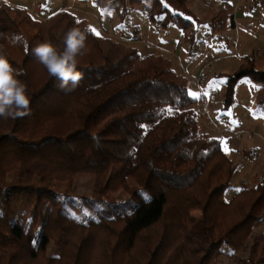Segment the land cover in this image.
<instances>
[{"label": "trees", "instance_id": "obj_1", "mask_svg": "<svg viewBox=\"0 0 264 264\" xmlns=\"http://www.w3.org/2000/svg\"><path fill=\"white\" fill-rule=\"evenodd\" d=\"M187 1L109 5L124 18L144 3L151 21L176 24L192 44L194 22L203 20ZM209 26L215 33L234 28L231 5ZM70 27L85 33L86 47L76 57L82 79L64 91L32 50L42 42L61 50ZM0 53L30 98L28 115L0 118V264H223L227 249L246 252L231 255L237 264H264V231L252 234L264 221V174L226 199L235 165L219 140L199 129L187 79L168 58L141 57L68 11L38 19L4 0ZM244 77L256 86L255 110L264 113V57L252 51L226 74L223 107L234 103ZM78 174L94 179L89 216L72 214L61 198ZM129 182L148 197L136 189L123 201L107 197L127 192Z\"/></svg>", "mask_w": 264, "mask_h": 264}, {"label": "crops", "instance_id": "obj_2", "mask_svg": "<svg viewBox=\"0 0 264 264\" xmlns=\"http://www.w3.org/2000/svg\"><path fill=\"white\" fill-rule=\"evenodd\" d=\"M4 1L27 9L38 19L68 11L86 19L100 35L134 47L141 57L165 56L174 71L187 79V92L196 100L193 109L199 129L219 140L223 152L236 166L231 196L241 188V181L264 174V113L254 108L255 84L247 77L242 78L235 88L234 103L223 107L226 74L232 73L241 58L251 51L257 60L264 57V0H188V9L203 20L194 22L197 34L192 44L182 39L176 24L162 26L151 21L144 3L119 18L109 5L111 0ZM225 5L233 8L235 26L215 33L209 22ZM197 46L201 47L199 51ZM206 64L211 65L209 70L203 69ZM200 78L202 82L198 81ZM246 132L253 134L249 136ZM253 152L261 155L259 173H251V165L246 161H252Z\"/></svg>", "mask_w": 264, "mask_h": 264}, {"label": "clouds", "instance_id": "obj_3", "mask_svg": "<svg viewBox=\"0 0 264 264\" xmlns=\"http://www.w3.org/2000/svg\"><path fill=\"white\" fill-rule=\"evenodd\" d=\"M63 48L58 50L50 42L37 44L32 50L35 58L59 83L57 87L71 91L78 86L82 74L77 70L76 57L86 47V35L78 27H70L63 35ZM16 70L0 53V118L16 119L28 115L30 98L26 86L17 79Z\"/></svg>", "mask_w": 264, "mask_h": 264}, {"label": "rangeland", "instance_id": "obj_4", "mask_svg": "<svg viewBox=\"0 0 264 264\" xmlns=\"http://www.w3.org/2000/svg\"><path fill=\"white\" fill-rule=\"evenodd\" d=\"M210 68H211L210 64H206L203 67L204 70L205 69L209 70ZM246 133L249 136H251L253 134L252 132H246ZM256 135H258V132L256 133ZM240 136L241 135H239L237 137L240 138ZM252 155H256V157L252 158ZM250 157H251L252 161H250L248 159H246V161L251 165V170H250L251 173L261 172V168H260L261 162L259 161L261 155L257 156V154L255 152H253V153H251ZM234 172H235V170H234ZM234 172H233V174H234ZM262 180H263V175H261V176L259 175L255 179L250 178L247 180H243L240 182V185H241L240 187L254 186V185L260 184L262 182ZM93 181H94L93 177L89 174H78L72 180V185H71V188L69 189V192L61 190V192H62L61 198H64L65 195L67 196V201L69 203V204L67 203V206L71 209L72 214L78 215V216H89V215H91L90 204H88L85 199H88L89 196H91V193H92L93 187H94ZM233 187L234 186H233V178H232V188H229L225 191L226 199L231 196L233 189H234ZM62 188L65 189L64 187H62ZM135 189L140 193V197H142V198L148 197L149 193L147 191L139 190L138 186L133 182H129L127 192H126V190H122L119 188V189H116L114 191H109L106 194L108 195L107 197L110 199L112 197L113 198L117 197L118 200L123 201L124 198H126L130 195L129 192H132ZM131 201L133 203H136L137 199L132 198ZM92 205L97 207V204L94 202L92 203ZM192 214L195 217L200 216V213L198 211H194V212H192ZM263 224H264V221L258 223L257 226H255L252 229V234H259V233L263 232L264 226H261ZM225 252H226V255H224L222 258L223 264H237L236 260H234L233 259L234 257H232V256H235L236 258L246 256V252H240V251L236 252V251H231L229 249H227Z\"/></svg>", "mask_w": 264, "mask_h": 264}, {"label": "built area", "instance_id": "obj_5", "mask_svg": "<svg viewBox=\"0 0 264 264\" xmlns=\"http://www.w3.org/2000/svg\"><path fill=\"white\" fill-rule=\"evenodd\" d=\"M201 49V47L200 46H197L196 47V51H199ZM198 81L199 82H202L203 81V79L202 78H200V79H198ZM256 157V155H252V158H255Z\"/></svg>", "mask_w": 264, "mask_h": 264}, {"label": "snow or ice", "instance_id": "obj_6", "mask_svg": "<svg viewBox=\"0 0 264 264\" xmlns=\"http://www.w3.org/2000/svg\"><path fill=\"white\" fill-rule=\"evenodd\" d=\"M91 31L95 34V35H97V36H99L100 34H99V32H96V30L95 29H91ZM191 94V93H190Z\"/></svg>", "mask_w": 264, "mask_h": 264}]
</instances>
